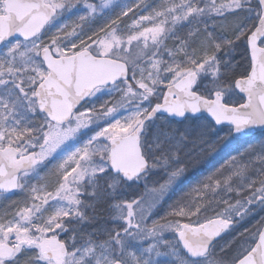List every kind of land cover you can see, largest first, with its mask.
<instances>
[{
  "label": "snow or ice",
  "instance_id": "obj_1",
  "mask_svg": "<svg viewBox=\"0 0 264 264\" xmlns=\"http://www.w3.org/2000/svg\"><path fill=\"white\" fill-rule=\"evenodd\" d=\"M150 7L0 0V200L25 195L0 212V264H264V217L216 252L217 238L264 212V0ZM239 12L258 23H217ZM199 163L210 170L192 185ZM49 165L52 184L40 175ZM141 181L146 196L124 198Z\"/></svg>",
  "mask_w": 264,
  "mask_h": 264
},
{
  "label": "rangeland",
  "instance_id": "obj_2",
  "mask_svg": "<svg viewBox=\"0 0 264 264\" xmlns=\"http://www.w3.org/2000/svg\"><path fill=\"white\" fill-rule=\"evenodd\" d=\"M118 2L120 3H131L132 0H118ZM162 2V0H144V3L150 5L151 7L148 9V11H151L152 7H157L160 3ZM148 11H141L139 14L140 15H147ZM119 12V9H116V12H109L107 14V17L103 20H100L97 22L96 25H93V30H95L96 28H98L99 26H102L106 20L108 18H115L116 14ZM240 13H238L239 15ZM75 16L72 17H66L65 19L68 22H72L75 20ZM124 20H126V24H130L131 23V18H125ZM242 21L243 23L247 24V25H251L253 23H256L257 21L255 20V12L251 13V17L249 16L248 12H243L241 13V15L234 18L233 20L227 21V20H218L217 23L218 24H224L226 26H229V29L232 25H234L237 22ZM62 23L64 22V20L61 21ZM217 31H219V28L217 29ZM53 32H55V28L51 29V31L48 33V35H51ZM88 35H91V32H88ZM229 35H231V32L229 30ZM45 39H47V37H45ZM171 41H169V46H171ZM236 54V53H234ZM166 58V57H165ZM236 59H238L236 57ZM236 63L238 62L237 60H235ZM231 100L235 103H239L240 97L238 95H234L231 97ZM83 110V109H81ZM92 133H89V135H91ZM87 138V137H85ZM260 138V134L257 135V139ZM235 147V146H234ZM229 155H235V152L233 150H229L226 154L223 155L222 159H217L216 164L217 166L220 163H223L224 160L228 159ZM51 167V165H49L48 168H43L41 169L40 175L42 177H46L47 178V182L49 184H52L55 182V178L51 177L48 175V171L49 168ZM210 169L208 168V166L206 164L203 163H199V164H193L189 166V172H188V176L189 179L191 180L192 185H194L196 183V181L198 179L201 178V173L206 174L207 171H209ZM155 179V178H154ZM33 183H42L43 181H32ZM148 188H152L153 187V183L150 181L148 183ZM189 185L185 184L181 186V189H177L174 192L171 193V195L169 197H166L164 199V201L162 203H160L153 212V215L149 218L148 223L151 224V221L154 219H159L160 217L164 216L165 213L167 211L170 210L169 206L172 205L174 203V201L177 200L178 197H180L181 195V191H187L188 190ZM49 191H51L52 189L49 188ZM140 196H146V191H145V186H144V182L141 181L138 184H133L130 188H126L125 192H124V198L126 199H132V198H136V197H140ZM25 199V195L24 193H21L19 191H16L15 193H11L7 196L6 199L0 200V212H3L5 210L7 211H13L15 210L14 208L11 207V205L13 204V202H17L18 204H20L22 206L23 201ZM111 213L109 212V210H107V208H105V211L103 213L105 219L103 221H101L100 223H107V225L109 227H111L113 225V221L110 219H107V217L110 215ZM213 215L212 211L209 210L207 213H204L203 216H207L209 218H211ZM203 216L201 218V222H203ZM264 217V212L258 211L257 213L249 216L247 218H245L244 220L240 221V223L236 226V228L234 230H231L219 243L218 245H216V252L219 253L220 248L222 246H224L225 244H227L230 240L233 239V237H235L238 233L243 232L244 229H249L251 232H255L256 229L258 227H261L262 225H260L258 222L261 220V218ZM182 222H188L187 220H183ZM91 230V228H89V231ZM165 239L171 240L173 241V243H175L176 238L174 237V235L172 233H166L165 234Z\"/></svg>",
  "mask_w": 264,
  "mask_h": 264
},
{
  "label": "trees",
  "instance_id": "obj_3",
  "mask_svg": "<svg viewBox=\"0 0 264 264\" xmlns=\"http://www.w3.org/2000/svg\"><path fill=\"white\" fill-rule=\"evenodd\" d=\"M255 4H256V2L254 0H252L253 7H255ZM239 13H240L239 15H241V13H243V12H239ZM239 15L238 14L235 16L229 15L224 20L230 21L236 17L238 19ZM113 19H115V18H113ZM123 23L126 24V20H124ZM235 53H236V54H234L235 60H237L238 61L237 64L240 65V68L238 70L243 71V69L246 68L249 64L248 53H245L243 47L238 48ZM236 57L238 59H236ZM233 250H235V245L233 246ZM226 255H231V252L226 253Z\"/></svg>",
  "mask_w": 264,
  "mask_h": 264
},
{
  "label": "water",
  "instance_id": "obj_4",
  "mask_svg": "<svg viewBox=\"0 0 264 264\" xmlns=\"http://www.w3.org/2000/svg\"><path fill=\"white\" fill-rule=\"evenodd\" d=\"M255 1H256V0H255ZM257 23H258V22H257ZM248 56H249V61H250V53H248ZM165 91H166V90H165ZM238 95H239L240 97H242L243 100H244V102H245V100H246V95H245V94H242V93H241V94H238ZM244 102H243V103H244ZM257 133H260L259 130L257 131ZM222 235H224V233H223ZM222 235H221V236H222ZM219 238H220V237H219ZM219 238H217V240H218ZM217 240H216V241H217Z\"/></svg>",
  "mask_w": 264,
  "mask_h": 264
}]
</instances>
